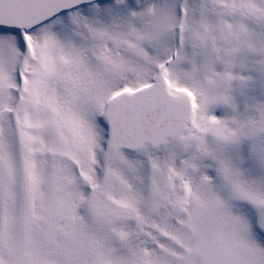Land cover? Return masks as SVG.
<instances>
[{"label": "snow or ice", "instance_id": "6c2138e0", "mask_svg": "<svg viewBox=\"0 0 264 264\" xmlns=\"http://www.w3.org/2000/svg\"><path fill=\"white\" fill-rule=\"evenodd\" d=\"M0 264H264V0H0Z\"/></svg>", "mask_w": 264, "mask_h": 264}]
</instances>
